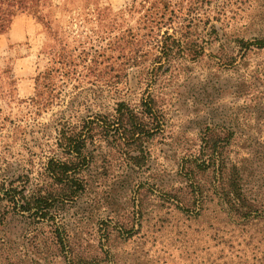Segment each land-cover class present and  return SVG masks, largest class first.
I'll list each match as a JSON object with an SVG mask.
<instances>
[{"label":"rangeland","instance_id":"rangeland-1","mask_svg":"<svg viewBox=\"0 0 264 264\" xmlns=\"http://www.w3.org/2000/svg\"><path fill=\"white\" fill-rule=\"evenodd\" d=\"M197 1L54 0L53 28L18 14L0 31V186L13 182L31 192L46 184L48 162L64 157L63 127L81 128L98 115L112 120L120 101L140 113L152 96L162 127L147 142L142 166L130 159V145L98 135L89 145L80 175L87 190L60 205L57 219L74 241L106 246V226L129 225L135 214L138 229L143 206L145 226H164L150 238L162 243L151 258L186 264L179 248L184 221L177 223L165 200L169 194L189 200L193 176L209 197L215 176H231L210 162L205 138L211 134L220 137L228 169H238L246 194L264 207V49L235 42L264 37V0H212L191 13ZM165 6L176 17L155 28L148 18ZM169 36L204 51L188 52L169 40L164 55ZM209 209L218 208L212 203ZM25 216L0 202V264H64L51 238L53 224ZM211 225L210 219L202 227ZM237 250L229 254L234 264Z\"/></svg>","mask_w":264,"mask_h":264},{"label":"trees","instance_id":"trees-1","mask_svg":"<svg viewBox=\"0 0 264 264\" xmlns=\"http://www.w3.org/2000/svg\"><path fill=\"white\" fill-rule=\"evenodd\" d=\"M211 3L212 0H198L193 4L195 7L193 11L190 9L188 11L198 14V11L206 5L211 7ZM57 8L59 6L54 0H0V31L9 27L18 14L33 16L48 28H53L56 19L52 12ZM262 12L264 19V9ZM154 14L155 17L148 18V21L155 28L160 29L165 25V21H171L176 17V10L170 12L165 6L158 8ZM212 29L216 31L217 27L213 25ZM56 31L59 33L58 30ZM57 37L56 33L55 41H59ZM169 40L172 45H177L180 49L184 47L188 52L194 51L199 54L204 51L198 48V43L188 40L183 45L169 36L162 47L164 55H167V51H171L167 42ZM235 42L241 48L264 49V37L254 38L251 42L242 39H237ZM147 54L148 52L145 56ZM216 57L220 59L219 56ZM61 69L64 68L58 69L57 73L61 72ZM142 108V112L138 113L129 103L120 101L116 103L115 116L112 120L106 115H98L96 119L84 120L81 128L63 127L59 131L58 143L63 149L64 157L52 158L48 162L46 174L49 182L37 186L31 192L15 186L13 182L9 186L4 184L0 186V202H7L13 210L19 208L23 215L27 213L26 218L33 219L38 224L46 221L53 224L50 230L51 238L58 255L64 258V264H156L158 262L159 257L152 259L150 253H156L155 249L162 243L152 242L150 238L164 226L159 229L145 226L143 206L139 210L138 229L134 223L135 214L129 225L113 228L106 226V232L102 235L107 239V248L104 244L74 241L72 231L60 225L57 220L61 210L60 205L75 201L87 190V182L80 175L89 163L88 148L90 144L95 143L97 135L108 141L113 139L123 145L132 146L133 154L132 152L129 154L130 159L137 166L143 165L147 142L162 125L158 119L156 101L152 96L142 101ZM144 117L154 122L146 121ZM210 133L213 131L210 130ZM215 137L211 134L205 138L210 162L220 174L227 169L231 176H215L211 197L199 181V176H193L192 184L189 186L191 188L189 200H184L178 194H169V199L165 200L173 208L170 213L177 223L184 221L185 229L180 228L184 235L179 242L180 257L186 261V264H234L233 257L229 254L231 250L238 248L237 252L240 253V257L236 256L239 258L238 264H264V207L246 194L238 169L236 167L228 169L223 155L225 147L220 144V137ZM137 150L138 155L135 154ZM194 162L195 166L202 170L203 165ZM179 203H186L187 208H184L185 204L181 206ZM212 203L216 204L218 209L210 212ZM210 219L213 220V225L207 229L202 227L204 222ZM186 222L191 223L186 225ZM193 222L196 228L193 227Z\"/></svg>","mask_w":264,"mask_h":264}]
</instances>
